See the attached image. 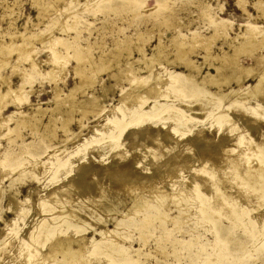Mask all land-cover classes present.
Instances as JSON below:
<instances>
[{"label":"rangeland","instance_id":"1","mask_svg":"<svg viewBox=\"0 0 264 264\" xmlns=\"http://www.w3.org/2000/svg\"><path fill=\"white\" fill-rule=\"evenodd\" d=\"M35 1L0 0V47L3 43L15 42V40L20 42L21 39L18 34L25 32L26 35L33 38L32 40H30L31 38L28 39V42H33L30 50L34 54L36 60L34 61L38 63V68L36 67L33 72L30 69L31 62L26 60L28 59L25 57L26 55L22 57L17 52L11 51L9 53L7 49L1 50L0 92H5L4 89H6L5 84H2L3 80L7 82L6 85L9 84L10 88H16L21 83V74H28L29 79L24 81V92H28V95L25 92L27 96L24 94L25 99L23 100L25 102L22 103L21 101L20 104L17 100L15 108L13 104V106H7L0 114V119L15 111L16 108H20L27 113L32 112V109L39 106V109L43 111L36 114V121L39 125L33 129L20 126L10 131L11 134H7L10 129H13L14 123L5 121V124L0 125V127L4 126L0 128V242L7 244L1 243L2 245H0V264H15L20 259L18 253L19 251L21 253L25 251L23 243L26 244V240H28L26 230L34 222L40 220L37 215L39 213L42 215L41 205L46 204V199L50 197L52 192L53 194L58 193L59 188L63 187L65 188L59 190V192L69 188V191H75L71 195H75L57 205L55 217L62 219L59 227L72 226L66 228L67 231L64 236H69L70 240L72 238L74 241L80 238L78 243L70 241L71 247L77 249L82 246L84 250L82 251L83 254H80L81 251L77 252L79 258L75 260L76 262H71L72 264H264V240L259 237L258 231L254 234L244 231L243 228L239 227V224L236 225L238 221H234L230 215L231 219H216L224 229L219 240L222 245L230 248L229 257L217 258L212 247L214 236L209 228L210 223L204 220L191 219L190 214H194L195 211L189 204L187 206L189 216L180 215L177 199V203L174 202V196H179L183 189L181 186L190 185L192 180L197 179L195 172L199 173V164H204L205 158H208L207 156L215 157L212 160L216 162L217 168L219 166L220 169L222 168L221 171L219 168L217 169L221 174L225 170L242 171L246 167V162L241 156L243 157L245 152L250 151V149L257 150L258 153L254 155L252 161L248 164L249 170L245 177L251 179L256 187L262 181L261 175L255 170L258 168L257 166H262L260 159L264 156V42L256 43L262 41L264 37V13L261 9V7H264V0H44L46 9L43 16H38L37 6L33 3ZM63 24L66 31L62 30L64 29L62 28ZM247 28H254L257 31H255L256 36H258L253 37L251 40L255 44L250 43L253 48L255 47L253 52L249 54L238 52L236 54L237 62L250 73L242 80V89L239 88L236 82V75L230 73H224L221 82L219 81L220 78L208 80L210 75L214 76L216 73L214 69V65L218 63L216 57L222 55L223 52L231 54L234 50L233 46H239L240 42L242 44L248 40L249 37L246 38L248 36ZM215 32L217 33L215 34ZM37 36L40 38L36 39ZM52 43L55 46H52L53 51L50 50L51 47H48ZM180 43L186 49V54L181 59L191 61L189 65L196 67L195 70H192V81L199 83L205 77L207 81L203 83L204 89L207 95L210 94L212 98L208 96L209 101L207 99H197L192 103V108H189L187 114L189 113V116L195 119L187 126V129L182 130L184 133H178V136H175L174 130L172 131L174 123L171 119L166 120V123L164 122L166 125L161 124L160 114L136 127L128 125L114 141L110 137H106L112 129V120L126 119L125 115L128 109L134 110L141 107V110L148 111L154 102H159L165 107L183 102V100L173 97V94H169L167 98L163 96L171 76L187 74L188 72L185 65H180L179 61L169 62L177 54L175 48ZM76 47L79 49L83 47L80 49L81 51L79 50L80 54ZM85 48L87 51H85ZM115 48L121 49L116 59L109 63L106 70L95 73L94 70L101 62L114 59L112 51ZM206 49L210 52L209 56L205 53ZM158 50L164 53L165 58L160 59V62H155L151 67L148 60ZM73 51L78 53L74 52L78 55V58ZM82 51L84 52L82 53ZM58 55L60 56L58 57ZM86 56H88L86 59L88 61L85 60ZM63 57L66 59L64 60ZM49 59L51 60L47 63ZM59 60L66 64L61 61V65H59ZM53 61L56 65H59V68L63 70L62 72L53 65ZM58 61L59 64L56 63ZM91 62L94 63L92 69L89 66ZM81 66H83V69L80 68ZM53 67L55 68L52 73ZM76 67L80 70L85 69V73L91 75L93 83L91 86L75 92L74 97L81 103L78 102L79 105L84 108L85 106H91L92 102L88 100L94 101L96 99L97 101H95L102 109L98 107V110L101 111L95 112L92 109L85 108L83 111L84 117H80L79 111H73L72 118L63 126L61 123L65 115L64 111L69 107L62 106L63 112L61 115L55 110L52 111L55 107V98L51 89L57 86L59 94L62 96L73 88L79 82V77L75 75L76 71L73 70L74 68L76 70ZM92 70L93 72H91ZM127 70L132 73H130V77L137 78V82H141V80L143 83L147 82L146 84H155V78L162 79L165 77L161 82L154 85V88L157 85L156 88L159 89L160 94L156 97H152L153 92L129 95L127 90L136 79L134 78V81L128 80L125 75ZM49 73L57 77L54 78L53 76L54 81L57 79V83L55 82L56 85H53V87L54 81L51 76H48ZM258 82L261 84L258 86L259 93L256 97L245 100L236 99L237 91L245 92ZM231 89L234 92L228 93ZM220 94H228V96L218 100V97H222ZM138 98L145 100L142 106L138 105V101H136ZM203 103L206 107V109H203L204 111L200 107ZM177 111L174 112L177 113ZM221 113L225 114L224 123L216 124L214 118ZM226 118L230 122L227 123ZM7 123L9 124L7 125ZM46 124H50L53 128L51 131L56 134L55 139L50 142L40 136L44 129L43 126ZM169 126H171L170 129H166ZM231 127L234 128L233 131H239V134L234 131L230 135L228 131L232 130ZM146 128L154 129V133L152 132L154 135L151 133L149 139L147 138L143 142L146 136L144 132ZM226 129L228 130L226 131ZM155 133L158 138L160 137L161 142L165 141L164 145L161 142L159 143L161 147L158 145L157 151L159 154L155 150L151 152L153 148L148 149L151 145H155V143H152V139L157 137ZM242 133H245L247 138ZM234 135L248 141L245 140V143L243 139V141H239L236 136L233 138ZM162 137L165 138L162 139ZM169 137L171 138L169 139ZM230 137L231 139H229ZM192 139L195 141H192ZM235 139L237 141H234ZM171 140L172 142H169ZM205 140L212 143L205 144L207 143ZM232 141L236 142L234 143L236 146ZM167 142L169 143L167 144ZM203 145L204 148L208 145V148H202ZM237 145H240L239 148H237ZM193 147L196 149L194 150ZM210 147L211 149H209ZM227 147L236 148L237 150L230 148L231 152L229 149L227 150ZM224 148L227 152L224 151ZM185 149L186 151H184ZM183 152L184 155H182ZM233 153L236 154L233 155ZM195 154L197 157L199 156V159H196ZM156 155L163 160L156 158ZM174 156H179V159L175 160ZM174 161L178 165L171 167ZM222 162L224 165H222ZM186 163L190 164L187 165ZM87 164L91 165V170L87 168ZM183 164L184 166H182ZM195 166L198 170L195 169ZM85 167L86 170H90V174L93 173L94 177L92 175L90 177L96 178L97 183H94V188L97 190L93 189V193L92 191H85L84 193L75 190V181L80 177ZM79 170H82V172H78ZM165 170L166 172H164ZM124 171L134 174L136 177L138 176L136 179L133 178L137 186L134 180L129 183L119 182L118 187L117 185L116 187L113 186L111 178L114 176L110 175L111 172L117 173V177L121 179L120 173H125ZM143 175L149 177V179ZM191 176L196 179H192ZM228 177H231L232 182L235 180V183L229 181ZM232 177L223 176L221 185H224L222 188H224L225 194L229 198L235 199L237 197L236 189L238 190L239 187H236V181L240 182V180ZM72 178H76L75 181ZM201 178L202 181L205 179L204 176ZM144 179L145 181L142 184ZM205 184L201 186L204 187ZM158 187L161 188L160 192L164 194V197H159L162 198V201L159 202H157V198L151 196L155 190L158 192ZM151 190L153 191L151 192ZM178 190L179 194L177 193ZM47 195L49 196L47 197ZM152 195H156V193ZM170 195L174 198L172 201ZM10 196L15 198L14 205L8 203ZM144 198H147L152 207L143 212L137 211L134 214V202L136 200L140 202ZM44 200L46 201L44 202ZM105 203L112 206L110 212H105L100 208ZM252 205L250 204L251 207H253ZM262 209L258 210L261 214L264 213V209L263 211ZM161 214H165V218H161ZM146 216L150 218H145ZM252 216L257 217L258 212L254 210ZM119 222L123 226L126 223L128 224L127 231H123L124 227L121 225L116 226ZM74 225L80 226V228L76 229L73 227ZM103 230L110 231L108 236L119 233L117 234L119 236L114 237L113 247L110 244L108 246V248L111 247L110 250H113L112 253L108 256L107 252L109 250L107 252L106 250L104 252L99 250L97 254L90 255L89 251L94 250L93 243L95 244L100 240ZM46 243L42 250L44 247H47L48 250L51 242ZM102 244V246L105 245V248L108 245L106 241ZM45 248L42 251L43 253L46 250ZM85 248L88 251H85ZM42 252L37 254L38 259L42 256L39 260L36 255L34 256L35 259L31 261L32 264L38 262L39 264H52L50 259L53 257L49 258L47 254L43 255ZM211 258H215V260L209 262L208 260ZM85 259H90V261ZM34 260L37 262H34ZM59 260H62L60 253L55 258V261ZM65 260L61 264H65Z\"/></svg>","mask_w":264,"mask_h":264},{"label":"bare ground","instance_id":"2","mask_svg":"<svg viewBox=\"0 0 264 264\" xmlns=\"http://www.w3.org/2000/svg\"><path fill=\"white\" fill-rule=\"evenodd\" d=\"M35 1V0H34ZM62 1V0H61ZM59 2V1H58ZM34 3V5H36L37 6V8L36 9H38V16H43V14L45 13V2H44V0L43 1H41V0H36L35 2H33ZM36 3V4H35ZM261 9H262V12L264 13V7L262 8L261 7ZM56 19H58V18H56ZM55 19V20H56ZM74 20H75V18H74ZM61 21V20H60ZM54 22V21H53ZM57 23H60V22H57ZM53 24H55V23H53ZM11 26V25H10ZM61 26H62V23H61ZM64 24H63V27L62 28H64ZM56 27V26H55ZM69 27V26H68ZM24 28H26L25 26H24ZM57 28V27H56ZM61 28V27H60ZM59 28V29H60ZM223 30H224V28H222ZM62 30H64V31H66V27L64 28V29H62ZM246 31H247V33H248V36H246V38H248V40L245 42V43H242L241 44V42H240V45L238 46V45H235V46H233L234 47V50L232 51V53L231 54H228V53H226V52H223V54L222 55H219V56H217L216 57V60L218 61V63L216 64V65H214V69H215V75L214 76H209V79L208 80H214V79H216L217 80V78H220V82L223 80L221 77H222V75L224 74V73H230V74H233V75H236V77H235V79H236V82L238 83V86H239V88H241L242 89V85H241V82H242V80H244L250 73L249 72H247V70L245 69V68H243L241 65H240V63H238L237 61L238 60H236V54L238 53V52H243V53H246V54H249V53H251V52H253V50H255V47L253 48L252 47V45L250 44V43H253V44H255L254 42H251V40L253 39V37H255L256 36V30H254V28H247L246 29ZM256 31V32H255ZM22 32V31H21ZM42 32V31H41ZM41 32H40V34H41ZM219 32V31H218ZM18 33V32H17ZM51 33V32H50ZM217 32H215V34H216ZM30 34V33H29ZM32 34V33H31ZM39 34V33H38ZM44 34V33H43ZM48 34V33H47ZM46 34V35H47ZM221 34H222V32H221ZM46 35H44L45 37H46ZM217 35H220V34H217ZM18 36L20 37V42H17V40H15V42H13V41H11V42H8V43H3V44H1V47H0V52H1V50L2 49H4V50H6L7 49V51H9V53L11 52V51H14V52H17V54H19L20 56H25L26 58H28V59H26V60H28V61H30L31 63H30V69H31V71H33L34 72V69H36V67L38 68V66H37V62H35L36 60L34 59V54H33V52L30 50V46L32 45V43H29L28 41V39H30L31 38V36L30 35H26L25 34V32L24 33H20V34H18ZM33 36H35V35H33ZM213 36H214V34H213ZM258 36V35H257ZM256 36V37H257ZM39 36H37L36 37V39L38 38ZM48 37V36H47ZM50 39L52 38L51 37V34H50ZM201 37V36H200ZM40 38V37H39ZM38 38V39H39ZM42 38H44V37H42ZM77 38V37H76ZM33 38H31L30 40H32ZM58 39V38H57ZM211 39V38H210ZM245 39V38H244ZM43 41H44V39H42ZM39 41V40H38ZM57 42H58V40H56ZM56 41H54V43L56 42ZM17 42V43H16ZM45 42V41H44ZM48 42H50L49 40H48ZM199 42V41H198ZM261 42H264V37L262 38V41H259L258 43H256V44H260ZM1 43V42H0ZM56 44V43H55ZM197 44V43H196ZM57 45V44H56ZM211 45V44H210ZM52 46H54L53 45V43H52V45L51 44H49V46L48 47H51V49L50 50H52ZM47 47V46H46ZM55 47V46H54ZM64 47V46H63ZM210 47V46H209ZM77 48V47H76ZM81 48H83V47H80V49ZM207 48V47H206ZM32 49H34V47H32ZM47 49V48H46ZM79 48H77L76 50L77 51H79L80 50ZM86 49V48H85ZM84 49V50H85ZM87 49H88V47H87ZM87 49L85 50V51H87ZM176 50H177V54H175V57H174V59L173 60H170L169 62H175V61H179V64L180 65H182V64H184L185 65V67L188 69V72H187V74H176V75H174V76H171L170 77V81H169V84L167 85V90H165V94H163V96H164V98H167V97H169V94H173V97H175V98H179V100H183V102H185V103H183L182 101L181 102H179L178 104H176V105H168L167 107H165L164 105H161V104H159V102H154L153 103V105H152V107L148 110V111H143V110H141V107H137L136 109H134V110H132V109H128V111H127V114L125 115L126 116V119H123V118H121V119H115V120H112V123H113V125H112V129L109 131V133H107V136L106 137H110V139L111 140H116L120 135H121V132H122V130L125 128V127H127L128 125L130 126V125H133V126H138V125H140V124H143L145 121H147V120H151V119H154L155 117H157V116H159L160 114H161V124L162 125H166V124H164V122L166 121V120H170L171 119V121L174 123L173 125L174 126H172V127H174L173 129H172V131H173V133L175 132L176 133V135L175 136H178V133H184V132H182V130H185V129H187V126L188 125H190V123L192 122V120H194V119H192L193 117H191V116H189V113L187 114V112H188V110H189V108H192V103L195 101V100H197V99H207L208 100V98L209 97H211V95L209 94V95H207V92L205 91V89H204V82L205 81H207L206 79H205V77H203V80L201 81V82H199V83H197V82H193L192 81V79H193V74H192V70H195L196 69V67L194 66V65H189L190 63H191V61H189V60H182L181 58L184 56V54H186V49H185V47H183V45L180 43V44H177V46H176V48H175ZM68 50V49H67ZM70 51H71V48L69 49ZM74 50V49H73ZM83 50V49H82ZM34 51V50H33ZM53 51V50H52ZM81 51V50H80ZM78 52L79 54L81 53V52ZM121 51V49H114L113 51H112V55H113V58L114 59H110V60H108V61H103V62H101L97 67H96V69L94 70L95 71V73H97V72H99V71H103V70H106L107 68H108V66H109V63H111L112 61H114L115 59H116V56H117V54H119V52ZM55 52V51H54ZM74 52H76V51H73V53ZM84 51H82V53H83ZM13 53V52H12ZM11 53V54H12ZM53 53V52H52ZM73 53H71V54H73ZM77 52H76V54H78ZM206 55H208L209 56V50L208 49H206ZM67 54V53H66ZM75 53H74V55H76ZM88 54V53H87ZM54 55H55V53H54ZM65 55V54H64ZM63 55V56H64ZM68 55V54H67ZM84 55V54H83ZM89 55V54H88ZM10 56V55H9ZM60 55H58V57H59ZM77 56V58H78V55H76ZM80 56V55H79ZM75 57V56H74ZM91 57V56H90ZM89 57V58H90ZM48 58V57H47ZM64 58V60L66 59L65 57H63ZM83 58H85V57H83ZM88 58V56H86V58H85V60ZM164 59L165 58V55H164V53H162L161 51H157L155 54H152L151 55V57L149 58V60H148V63L150 64L149 66H151L152 67V65L155 63V62H160V59ZM60 59H62L61 57H60ZM76 59V58H75ZM74 59V60H75ZM80 59V58H79ZM78 59V60H79ZM35 60V61H34ZM48 60V59H47ZM50 60L51 59H49V61L47 62V63H49L50 62ZM53 60V59H52ZM63 60V59H62ZM62 60H59L60 61V64H59V61L58 62H56V63H58L59 65H61V61ZM77 60V61H78ZM84 60V61H85ZM90 60H91V58H90ZM1 61V60H0ZM86 61H88V60H86ZM168 61V60H167ZM3 62V61H2ZM40 62V61H39ZM44 62V61H43ZM54 62V66L55 67H57L58 68V70L60 69L59 68V65H56L55 64V61H53ZM63 62V61H62ZM81 62H83L82 60H81ZM45 63V62H44ZM51 63H52V61H51ZM77 63V62H76ZM42 64V63H41ZM63 64H66V63H64L63 62ZM62 64V65H63ZM77 64H79V63H77ZM51 65V64H50ZM52 65V66H53ZM80 65V64H79ZM51 66V67H52ZM64 66V65H63ZM76 66V65H75ZM74 66V67H75ZM89 66H91L90 68L92 69V67L94 66V63H90V65ZM50 67V68H51ZM55 67H53L52 68V73H53V69L55 68ZM83 66H81L80 68H82ZM77 68V67H76ZM89 68V69H90ZM62 69H63V67H62ZM83 69V68H82ZM81 69V70H82ZM13 70V69H12ZM61 70V69H60ZM74 71H76L75 72V75H78V77H79V82L73 87V88H71L66 94H63L62 96L59 94V88L57 87V86H55L56 84H54L55 82L57 83V79H56V81H54V79H53V76H54V74H53V76L50 74L51 73V71H49L50 73V75H48V76H51L52 77V79H53V84L52 83H50V84H52V87H53V85L55 86L54 88H52L51 90H53V93H54V98H55V107L53 108V110L52 111H56L57 113H60V115H61V113L63 112V109H62V106H68L69 108H67V110H65L64 112V118H63V120H62V125L63 126H65V124L67 123V121L70 119V118H72V112L73 111H79L80 112V117H84V110H85V108H89V109H92V110H94L95 112L97 111H101V110H98V107H99V104L94 100H88V101H91L92 103H91V106L90 107H86L85 106V108L83 107V106H80L79 105V101L74 97V93L75 92H77V91H80L81 89H84L85 87H88V86H91L92 85V77H90L88 74H87V72L85 73V71L84 70H80L79 68H77L76 70H75V68L73 69ZM150 70V69H149ZM63 70H61V72H62ZM56 72H57V69H56ZM60 72V71H59ZM91 72H93V70L91 71ZM32 73V72H31ZM55 73V72H54ZM130 71L129 70H127L126 71V77H127V79L128 80H132V81H134V78H132V77H130ZM33 74V73H32ZM132 74V73H131ZM22 75V80L19 82L20 84L18 85V86H16V88H10L9 87V84L8 85H6L7 84V82L5 81V80H3L2 81V84H5V87H6V89H4V91L5 92H0V114L2 113V111L3 110H5V108L7 107V106H13L14 105V108H15V105H17V104H15V102L18 100V102L20 103L21 101H22V103H23V99H25L24 98V94H25V92H27V91H25L24 92V84H25V80L26 79H29L28 78V74H26V73H23V74H21ZM30 75V74H29ZM57 75V74H56ZM60 75V74H59ZM56 76H54V78H55ZM25 78V79H24ZM57 78V77H56ZM163 78H165V77H163ZM162 78V79H163ZM213 78V79H212ZM59 79V78H58ZM136 80L134 81V82H132V81H130V82H132L131 84H130V87L128 88V93H129V95H131V94H140V93H142V94H146L147 92L148 93H154V94H152V97H156L157 95H159L160 94V91H159V89L158 88H156L157 87V85L155 86V88H154V85L157 83V82H161L162 81V79L161 78H159V77H157V78H155L156 80L154 81V83L155 84H151V83H149V84H146V83H143L142 82V80H141V82H137V78H135ZM143 79V78H142ZM260 79V78H259ZM1 80H2V78H1ZM49 80H50V78H49ZM48 80V81H49ZM139 80V79H138ZM167 81V80H166ZM28 82V81H27ZM26 82V83H27ZM163 82L165 83V81L163 80ZM139 83H141V84H139ZM161 84V83H160ZM261 83H256V85H254V87H252V88H250V89H247L245 92L243 91V92H238L237 91V98L236 99H238V98H241V99H247V98H250V97H256V95L259 93V90H258V86L260 85ZM26 86V85H25ZM241 89H239V90H241ZM30 90H31V88H30ZM32 91V90H31ZM155 91V92H154ZM231 92H234L232 89L228 92V93H231ZM161 94H162V92H161ZM207 96H205V95ZM26 95V94H25ZM27 95H28V92H27ZM26 95V96H27ZM139 96H141V95H139ZM209 96V97H208ZM220 96H222V97H218V100L220 99H224L225 97H227L228 96V94H220ZM212 98V97H211ZM214 99H215V97H213ZM22 99V100H21ZM140 99V100H139ZM20 100V101H19ZM136 101H138V105H140V106H142V104H143V102L145 101L144 99H142V98H138ZM209 101V100H208ZM212 102H213V100H211ZM215 101V100H214ZM25 102V101H24ZM79 102V103H78ZM83 102V101H82ZM135 102V101H134ZM222 102V101H221ZM246 102V101H245ZM19 103H18V105H19ZM95 103V104H94ZM137 103V102H136ZM205 103V102H204ZM204 103L200 106L201 107V109L203 110V109H206V107H204ZM13 104V105H12ZM21 104V103H20ZM25 104V103H24ZM30 103H29V101H28V105H29ZM81 104V103H80ZM187 104V105H186ZM135 105H137V104H135ZM30 106V105H29ZM189 106H191V107H189ZM20 107V106H19ZM101 107V106H100ZM99 107V108H100ZM133 107H135V106H133ZM22 108V107H21ZM80 108H82V109H80ZM174 108H177V109H174ZM100 109H102V108H100ZM35 110V111H34ZM176 112L177 110V113H175L174 111ZM193 110V109H192ZM198 110V109H197ZM32 112H23L20 108H16V110L15 111H12L10 114H8L7 116H5V117H2V119H0V125H2V124H5L6 122H9V121H11V122H13L14 124V127H12L13 129H10L9 130V133L7 132V134H11L10 133V131H13L14 130V128H17V127H20V126H22V127H26V128H34V127H37L39 124H37L38 122L36 121V114H38V113H42L43 111L42 110H40L39 109V106L36 108V109H32L31 110ZM195 111V110H194ZM204 111V110H203ZM196 112V111H195ZM220 112V111H219ZM191 113V112H190ZM193 114V113H192ZM191 115V114H190ZM224 113H221V114H219V115H217V117H215L214 119H215V122H216V124H221V123H224L223 122V119H224ZM1 116V115H0ZM13 120V121H12ZM6 121V122H5ZM170 121V122H171ZM226 121H227V123L228 122H230V120H228L227 118H226ZM167 122H169V121H167ZM150 123V122H149ZM157 123V122H156ZM166 123V122H165ZM9 123H7V125H8ZM42 124V123H41ZM151 124V123H150ZM158 124H159V122H158ZM170 124V123H169ZM172 124V123H171ZM157 125V124H156ZM161 125V126H162ZM154 126V125H153ZM231 126H234V125H231ZM2 127V126H1ZM0 127V128H1ZM4 127V126H3ZM2 127V128H3ZM21 127V128H22ZM54 127V126H53ZM167 127V126H166ZM170 127L171 126H169V128H166V129H170ZM43 131L41 132L42 134L40 135L42 138H44V139H46L48 142H50V141H52V140H54L55 139V132L53 133V131H51V129L53 130V128H52V126L50 125V124H46V125H44L43 126ZM220 128V127H219ZM232 128V127H231ZM237 128V127H236ZM64 129V128H63ZM149 129V130H148ZM146 128V130L144 131L145 132V137H144V140H143V142H145L146 140H147V138L148 137H150V135H151V133L153 132L154 133V129H150V128ZM157 129H159V128H157ZM165 129V128H164ZM230 129V128H229ZM233 129L234 128H232V130L231 131H228L229 133H230V135H231V132L232 133H234V131H233ZM237 129H239V128H237ZM236 129V130H237ZM222 130V129H221ZM228 129H226V131H227ZM240 130V129H239ZM18 131V130H17ZM137 131V130H136ZM159 131V130H158ZM135 132V131H134ZM133 132V133H134ZM156 132V131H155ZM199 132V131H198ZM152 133V135H154ZM158 133H160V132H158ZM163 133V132H162ZM164 133H166V132H164ZM170 133V132H169ZM172 133V134H173ZM203 133H204V131H203ZM227 133V132H226ZM235 133H237V134H239V131L238 132H236L235 131ZM6 134V135H7ZM179 134V135H180ZM186 134V133H185ZM236 134V135H237ZM243 135L245 134V133H242ZM17 135V134H16ZM104 135H102L103 137H104ZM134 135H135V133H134ZM155 135H156V133H155ZM167 135V134H166ZM184 135V134H183ZM229 135V136H230ZM233 135V134H232ZM236 135H234V137L233 138H235V136ZM241 135V134H240ZM243 135H241L242 137H244L245 138V136H246V138H247V135L245 134V136H243ZM10 136V135H9ZM18 136V135H17ZM101 136V137H102ZM138 136V135H137ZM157 136V135H156ZM165 136V135H164ZM174 136V137H175ZM199 136H201V135H199ZM224 136V135H223ZM102 137V138H103ZM133 137V136H132ZM168 137V136H167ZM166 137V138H167ZM173 137V136H172ZM181 137V136H180ZM241 137V138H242ZM138 138V137H137ZM152 138V137H151ZM160 138V137H159ZM158 138V136L156 137V138H154V139H152L153 141H152V143H155V145L154 146H150L148 149H150V148H153V149H151V152L153 151V150H155L158 154H159V152L157 151L158 150V148H159V146H160V142L162 141V140H160ZM163 138H165V137H162V139ZM171 137H169V139H170ZM177 138V137H176ZM199 138V137H198ZM208 138H210V137H208ZM208 138H206V139H208ZM226 138V137H225ZM237 138H239V139H237ZM9 139V138H8ZM10 139H12L13 140V138L12 137H10ZM41 139V138H40ZM149 139V138H148ZM196 139H197V137H196ZM203 139V138H202ZM223 139V138H222ZM229 139H231V137L229 138ZM236 139L237 140H242V139H240V136H236ZM234 140V141H237V140ZM43 140V139H42ZM133 140V139H132ZM174 140V139H173ZM210 140V139H209ZM244 140V139H243ZM242 140V141H243ZM245 140H247V139H245ZM245 140H244V143H245ZM135 141V140H134ZM133 141V142H134ZM168 141V140H167ZM190 141V140H189ZM192 141H195V140H193L192 139ZM198 142H199V140H197ZM207 143H205V144H209V143H212V142H209L208 140H205ZM228 141V140H227ZM242 141H241V143H242ZM248 141V140H247ZM137 142V141H136ZM143 142H141V143H143ZM151 142V141H150ZM169 142H172V140L171 141H169ZM169 142H167V144L169 143ZM201 142V141H200ZM215 142H217V141H215ZM230 142V141H229ZM229 142H228V144H229ZM233 142V141H232ZM135 143V142H134ZM162 144L163 143H165V141L164 142H161ZM173 143H174V141H173ZM172 143V144H173ZM197 143V142H196ZM214 143V142H213ZM234 143H236V142H233V144ZM171 144V146H173ZM193 144V143H192ZM192 144H190L191 146H193ZM194 144H195V142H194ZM204 144V143H203ZM217 144V143H216ZM224 144V143H223ZM232 144V143H231ZM238 144V143H237ZM240 144V143H239ZM159 145V146H158ZM164 145V144H163ZM162 145V146H163ZM196 145V144H195ZM194 145V146H195ZM212 145V144H211ZM214 145V144H213ZM212 145V146H213ZM218 145H219V142H218ZM217 145V146H218ZM241 145V144H240ZM240 145H237L238 147L237 148H239V146ZM49 146V145H48ZM169 147H171L170 145H168ZM210 146V145H209ZM216 146V147H217ZM221 146V145H220ZM234 146H236L235 144H234ZM242 146V145H241ZM57 147V146H56ZM147 147V146H146ZM161 147V146H160ZM167 147V146H166ZM185 147H186V149H187V144L185 145ZM185 147H183V148H185ZM200 147V146H199ZM194 148V150L196 149L195 147H193ZM202 148H204V145H203V147ZM201 148V149H202ZM206 148H208V145H206ZM206 148H204V149H206ZM222 148V147H221ZM230 148H232V147H230ZM230 148H228L227 147V150L229 149V151H231L230 150ZM56 149V148H55ZM54 149V150H55ZM161 149V148H160ZM163 149V148H162ZM167 149V148H166ZM186 149L184 150V151H186ZM189 149H191V148H189ZM203 149V150H204ZM209 149H211V147L209 148ZM214 149V148H213ZM217 149V148H216ZM219 149V148H218ZM225 149V148H224ZM232 149H234L235 151L237 150L236 148H232ZM241 149V148H240ZM239 149V150H240ZM53 150V151H54ZM144 150V149H143ZM164 150H165V148H164ZM183 150V149H182ZM192 150V149H191ZM191 150H190V152H191ZM200 150V149H199ZM137 151V150H136ZM154 151V152H155ZM160 151V150H159ZM201 151V150H200ZM206 151V150H205ZM210 151V150H209ZM215 151V150H214ZM224 151H226V149L224 150ZM228 151V153H230ZM241 151V150H240ZM239 151V152H240ZM55 152H57L56 150H55ZM153 152V153H154ZM170 153H171V150L169 151ZM187 152H188V150H187ZM198 152V151H197ZM197 152H196V154H197ZM208 152V151H207ZM212 152V151H211ZM227 152V151H226ZM232 152V151H231ZM234 152V151H233ZM238 152V153H239ZM54 153V152H53ZM152 153V154H153ZM186 153V152H185ZM224 153V152H223ZM237 153V154H238ZM243 153V152H242ZM258 153V151L257 150H254V149H250V151H248V152H245V154H244V156L242 157L241 156V158H244V160H245V162H246V167L245 168H243V170L241 171H237V172H235V171H224V172H221V174H220V172L219 171H217V169L219 168L220 169V166L217 168L216 167V165L217 164H215L216 162H214L212 159L213 158H215V157H210V156H207L208 158H205V160H204V164H199V170L198 169H196V166H195V169L196 170H198V172L199 173H197V171L195 172L196 174H197V179L196 178H193L192 176V179H196L195 181L194 180H192V183L190 182V185L189 184H187V185H185V187H184V185H182L181 187L183 188L182 189V191L180 192V194H179V190H178V194H179V196L178 195H176V193H175V190H174V193H175V195L176 196H174V194H172L173 196H174V198H175V203H177L178 202V204H179V214L180 215H183V214H185V216L186 215H188L189 214V212H187V206H189V205H191L190 207L191 208H193V211H195V213L194 214H190V218L191 219H196L197 221H202V220H204V221H208L209 223H210V226H209V228L211 229V232H213V236H214V239H213V243H212V247H213V249H214V253H215V257H217V258H219V257H224V256H227V257H229V254H230V248L229 247H227V246H225V245H222V243L220 242V240H219V237H221V235L223 234V232H224V229L218 224V222H217V220L216 219H222V218H227V219H231L230 217H229V215L230 216H232L233 217V219H234V221H238V222H236V225L237 224H239V227H241V228H243V230L244 231H249V232H251V233H255L256 231H258L259 232V234H260V238L262 239V240H264V238H263V229H264V213L263 214H261L258 210L260 209L261 210V208H263L264 209V156L262 157V159H260V162L262 163V166H257L258 168L255 170V171H258V173L261 175V177H262V181L259 183V185L256 187L255 185H254V182L251 180V179H249V178H246L245 177V175L248 173V170H249V168H248V164H249V162H251L252 161V158L254 157V155L255 154H257ZM155 154V153H154ZM162 154V153H161ZM160 154V155H161ZM174 154V153H173ZM172 154V155H173ZM176 154V153H175ZM195 154V155H196ZM205 154V153H204ZM221 154V153H220ZM236 154V153H235ZM234 153H233V155H235ZM182 155H184V152H183V154ZM209 155V154H208ZM211 155V154H210ZM228 155V154H227ZM226 155V156H227ZM241 155V154H240ZM243 155V154H242ZM154 156V155H153ZM152 156V157H153ZM166 156V155H165ZM170 156V155H169ZM168 156V157H169ZM217 156V155H216ZM218 156H220V155H218ZM158 157V159H160L159 158V156H157L156 155V158ZM175 157V156H174ZM199 157V156H198ZM197 157V155H196V159H199ZM203 157V156H202ZM201 157V158H202ZM230 157V155L228 156V158ZM234 157V156H233ZM259 157H260V151H259ZM123 158V157H122ZM164 158V157H163ZM172 158V157H171ZM223 158V157H222ZM239 158V157H238ZM7 159H8V157H7ZM6 159V160H7ZM162 159V158H161ZM168 159V158H167ZM179 159V156H176L175 157V160H178ZM225 159H226V157H225ZM231 159V158H230ZM229 159V160H230ZM9 160V159H8ZM163 160V159H162ZM161 160V161H162ZM165 160V159H164ZM227 160V159H226ZM155 161H157V160H155ZM159 161V160H158ZM168 161V160H167ZM171 161V160H170ZM199 161V160H198ZM221 161V160H220ZM223 162H227V161H224V160H222ZM114 162V161H113ZM180 162H181V160H180ZM179 162V163H180ZM192 162V161H191ZM199 162H201V161H199ZM222 162V163H223ZM229 162V161H228ZM2 163V162H1ZM3 163H4V161H3ZM2 163V164H3ZM115 163V162H114ZM116 163H118L117 161H116ZM158 163V162H157ZM168 163V162H167ZM184 163V162H183ZM196 163V162H195ZM194 163V164H195ZM260 163V164H261ZM130 164V163H129ZM128 164V165H129ZM187 164V163H186ZM188 164H190V163H188ZM187 164V165H188ZM193 164V163H192ZM193 164V165H194ZM219 164H221L220 162H219ZM227 164V163H226ZM259 164V163H258ZM259 164V165H260ZM88 165V164H87ZM112 165V164H111ZM122 165V164H121ZM167 165V164H166ZM175 165L177 166L178 164H176V161H174L172 164H171V167H175ZM222 165H224V163L222 164ZM229 165V164H228ZM0 166H1V164H0ZM61 166V165H60ZM63 166V165H62ZM84 166H86V165H84ZM91 166V165H90ZM90 166L88 165V167L87 168H90ZM107 166H109V165H107ZM107 166H106V168H107ZM130 166V165H129ZM180 166V165H179ZM182 166H184V164L182 165ZM230 166V165H229ZM228 166V167H229ZM163 167V166H162ZM194 167V166H193ZM225 167V166H224ZM223 167V168H224ZM1 168V167H0ZM60 168V167H59ZM83 168V167H82ZM92 168H93V166H92ZM110 168V167H109ZM112 168V167H111ZM117 168V167H116ZM134 168V167H133ZM132 168V169H133ZM167 168V167H166ZM169 168V167H168ZM201 168V169H200ZM113 169L115 170V168L113 167ZM123 169V168H122ZM174 169V168H173ZM172 169V170H173ZM179 169V168H178ZM191 169V168H190ZM194 169V168H193ZM222 169V168H221ZM221 169H220V171H221ZM228 169V168H227ZM229 169H232V168H229ZM90 170H91V168H90ZM90 170L88 169V170H86V167H85V169H83V172H82V170H79L78 172H82L81 174H80V177L75 181V179H73L74 181H75V190L77 191V192H84L85 193V191L87 192V191H92V193H93V189H95V190H97L96 188H94L95 187V184L97 183L95 180H96V178L95 179H93L92 177H94L92 174H90L91 172H90ZM105 170V169H104ZM107 170V169H106ZM124 170V169H123ZM135 170V169H134ZM188 170V169H187ZM192 170V169H191ZM224 170V169H223ZM222 170V171H223ZM117 171V170H116ZM130 171V170H129ZM168 171V170H167ZM3 172V171H2ZM108 172H110V171H108ZM115 172V171H114ZM114 172H111V174L110 175H112V176H114V177H112L111 179H112V184H113V186H115L116 187V185L117 184H119V182H130V181H132V180H134L133 178L135 177V179L136 178H138V176L136 177L134 174H129V173H127V172H125V173H120L121 174V179H119V177H117L118 176V174L117 173H114ZM142 172V171H141ZM164 172H166V170L164 171ZM134 173V172H133ZM194 173V174H195ZM2 174V173H1ZM77 174H79V173H77ZM116 174V175H115ZM92 175V177H90ZM137 175V174H136ZM102 176V175H101ZM144 176V175H143ZM204 176V180L202 181V178L201 177H203ZM223 176L224 177H226V176H233L232 178L234 179V178H236L237 180L239 179L240 180V182L239 181H236L237 182V184H236V187H238V190L236 189V192H237V197L235 198V199H232V198H229L226 194H225V192H224V188H222L224 185H221L222 183V178H223ZM238 176V177H237ZM74 177H76V176H74ZM104 177V176H103ZM107 177H109V176H107ZM144 177H146V176H144ZM147 179H149V177H146ZM231 178V177H230ZM230 178L228 177L227 179H229V181H231L230 180ZM98 179V178H97ZM102 179V178H101ZM141 179V178H140ZM183 179V178H182ZM181 179V180H182ZM191 179V178H190ZM220 179H221V181H220ZM100 180V179H99ZM139 180V179H138ZM180 180V181H181ZM135 181V180H134ZM145 181V179L144 180H142V184H143V182ZM154 181V180H153ZM184 181V180H183ZM69 182V181H68ZM141 182V181H140ZM186 182V181H185ZM184 182V183H185ZM232 182V181H231ZM95 183V184H94ZM123 183V184H124ZM182 183V182H181ZM188 183V182H187ZM206 183V184H205ZM232 183H235V180H233V182ZM67 184V182L65 183V185ZM121 184V183H120ZM131 184V183H130ZM135 184H136V181H135ZM140 184V183H139ZM141 184V185H142ZM177 184V183H176ZM202 184H205V188L204 187H202L201 185ZM65 185H63V186H65ZM71 185V184H70ZM127 185V184H126ZM140 185V186H141ZM178 185H180V184H178ZM178 185H176L178 188H179V186ZM62 186V187H63ZM73 186V185H72ZM119 185H117V187H118ZM136 186H137V184H136ZM245 186V187H244ZM66 187H68V186H66ZM71 187V186H70ZM74 187V186H73ZM127 187V186H126ZM126 187H124V188H126ZM144 187V186H143ZM176 187V188H177ZM63 188H65V187H63ZM63 188H61V189H63ZM159 188V187H158ZM248 190H247V189ZM56 189V188H55ZM60 188H59V190H61ZM117 189V188H116ZM122 189V188H121ZM157 189V188H156ZM160 189L161 188H159L158 189V192H156V190H155V192L153 193L152 191L153 190H151V192H152V194H155L156 193V195H152L151 194V196H154L155 198H157V202H159L162 198H159V197H164V194L162 193V192H160ZM57 190H58V188H57ZM59 190L57 191L58 193H54L53 194V192H52V194L50 195V197L48 198V199H46L47 200V202H46V204L45 203H43V205H41L42 206V208H40V209H42V210H40L41 211V213H42V215L39 213V215H37L39 218L38 219H40L39 221H37L36 223L34 222V224H32L30 227H29V229L28 230H26L27 231V234H28V240H26L27 242L29 241V243H27L25 240H23V241H25L26 242V244L25 243H23V247H24V250L25 251H23L22 253L19 251V253H18V255H19V260H17L16 262L15 261H13V262H15V264H30L31 263V261H33V259H35L34 258V256L36 255L37 257V259H38V253H41L43 250H44V248H43V250H42V247L43 246H45V243L46 242H51L50 244H49V247H48V250H47V252H46V250L44 251V253L42 252V254L43 255H45V254H47V256L50 258L51 256L53 257V258H51L50 260H51V262H52V264L54 263V264H61L65 259V264H70L71 262H74L75 260H77L78 258H79V254H77V252L78 251H81L80 252V254L82 253L83 254V252L82 251H84L83 249H82V246L80 247L79 246V248H77V249H73L72 247H71V242L72 241H74L72 238H71V240H70V238H69V236H64V234L66 233V231H67V229L66 228H69V227H72V226H69V225H67V226H65V228H63V227H59V225L61 224V222H62V219H60V218H58V217H55V210L57 209V205L61 202V201H63V200H69L72 196H74V195H71V194H73L75 191L73 190L72 192L71 191H69V188L67 189H64L63 191H61V192H59ZM70 190H72L71 188H70ZM113 190H114V188H113ZM124 190V189H123ZM126 191H127V189H126ZM147 191H149V190H147ZM163 191V190H162ZM251 192V193H249V192ZM30 192V191H29ZM64 192V193H63ZM150 192V193H151ZM50 193V192H49ZM68 194V195H66V194ZM83 193V194H84ZM167 193V192H166ZM173 193V192H172ZM63 194V195H62ZM80 194V193H79ZM62 195V196H61ZM87 195V194H86ZM85 195V196H86ZM167 195V194H166ZM49 195H47V197H48ZM169 197V196H168ZM170 197H171V195H170ZM43 198V197H42ZM172 198V197H171ZM170 198V199H171ZM174 198H172L171 199V201L174 199ZM39 199V198H38ZM176 199H177V202H176ZM211 199V200H210ZM40 200V199H39ZM46 200H44V202L46 201ZM25 201V200H24ZM41 201H43V200H41ZM41 201H39V202H41ZM57 201V202H56ZM162 201V200H161ZM101 202V201H100ZM10 205L11 204H13L14 205V203H15V198L14 197H9V202H8ZM24 203V202H23ZM40 204V203H39ZM45 204V205H44ZM189 204V205H188ZM250 204L252 205V204H255V205H252L253 207H251L250 206ZM152 207V205L148 202V200H147V198H144L142 201H135L134 202V214L137 212V211H145V210H147V209H149V208H151ZM102 210H104L105 212L106 211H109V210H111L112 209V206L109 204V203H105V204H103V206H101L100 207ZM186 208V209H185ZM131 209H132V207H131ZM263 209H262V211H263ZM254 210L256 211V212H258V216L257 217H253L252 216V212H254ZM39 211V212H40ZM131 211V210H130ZM110 212V211H109ZM230 212V213H229ZM264 212V211H263ZM139 213V212H138ZM132 214V213H131ZM23 216V215H22ZM189 216V215H188ZM160 217L161 218H165V214H161L160 215ZM53 218H55L54 220H53ZM145 218H150V217H145ZM49 219H50V221H49ZM195 220V221H196ZM11 221V220H10ZM200 224V223H199ZM205 224V223H204ZM123 226L122 225V223H118L116 226L118 227V226ZM127 225V226H126ZM74 228H76V229H79L80 228V226H76V225H74L73 226ZM124 227V228H123ZM122 228H123V231H127V228H128V224L126 223V224H124V226H123ZM121 228V227H120ZM121 228V229H122ZM208 228V229H209ZM6 229H7V227H6ZM2 231V230H1ZM11 231V230H10ZM68 231H71V230H68ZM77 231V230H76ZM110 231H104L103 230V233H102V236H101V238H100V240L98 241V242H96L95 244L93 243V247H94V250L92 249V250H90L89 251V253H90V255L91 254H97L98 252H99V250L100 251H105L106 250V252H107V250H109L108 252H107V255L108 256H110V254L112 253V251L113 250H110V248H108V246H109V244L113 247V240H114V237L116 238L117 236H119V235H117V234H119V233H117L116 235L114 234V236L113 235H109L108 236V233H109ZM117 232H119V231H117ZM9 233V232H8ZM212 234V233H211ZM8 235V234H7ZM71 236V235H70ZM6 237V236H5ZM26 237V238H27ZM69 238V239H68ZM77 238V237H76ZM4 239H6V238H4ZM52 239V240H51ZM11 240V239H10ZM5 241H8L7 239L5 240ZM22 241V240H21ZM71 241V242H70ZM107 242V244L108 245H106V248H105V245L104 246H102L103 244L102 243H104V242ZM9 242V241H8ZM74 242H80V238H78L76 241H74ZM2 242H0V245H2V244H6V243H2ZM9 244H10V242H9ZM12 244V243H11ZM46 244H48V243H46ZM80 244V243H79ZM102 244V245H101ZM7 245V244H6ZM15 245V244H14ZM22 245V244H21ZM10 246V245H9ZM8 246V247H9ZM13 246V245H12ZM20 246V245H19ZM20 249V248H19ZM23 249V248H22ZM22 249H21V251H22ZM86 249V248H85ZM91 249V248H90ZM85 251H88L87 249L85 250ZM111 251V252H110ZM5 252V251H4ZM17 252V251H16ZM2 253V252H1ZM61 254L62 255V260H59V261H55V258H57V254ZM89 253H87V254H89ZM84 254H85V252H84ZM124 254V253H123ZM39 255H41V254H39ZM16 256V255H15ZM89 256V255H88ZM40 257H42V256H40ZM40 257H39V259H40ZM18 258V257H17ZM45 258V257H44ZM38 259V260H39ZM13 260V259H12ZM41 260H42V258H41ZM57 260V259H56ZM85 260H87V261H90V259H85ZM215 260V258H211V259H209L208 261L209 262H213ZM36 260H34V262H35ZM33 262V263H34ZM37 262V261H36ZM40 262H43V261H40ZM47 262V261H46ZM76 262V261H75ZM44 263H45V261H44ZM47 263H49V262H47ZM127 263V262H126ZM8 264V263H7ZM11 264V263H10ZM32 264V263H31ZM34 264H39V262L38 263H34ZM43 264V263H42ZM72 264V263H71Z\"/></svg>","mask_w":264,"mask_h":264}]
</instances>
